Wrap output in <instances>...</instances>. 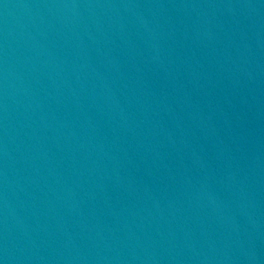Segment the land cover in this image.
Masks as SVG:
<instances>
[{"label":"water","instance_id":"obj_1","mask_svg":"<svg viewBox=\"0 0 264 264\" xmlns=\"http://www.w3.org/2000/svg\"><path fill=\"white\" fill-rule=\"evenodd\" d=\"M0 264H264V0H0Z\"/></svg>","mask_w":264,"mask_h":264}]
</instances>
